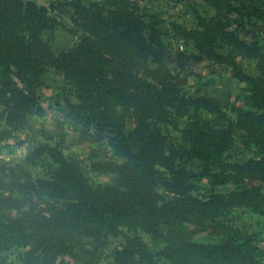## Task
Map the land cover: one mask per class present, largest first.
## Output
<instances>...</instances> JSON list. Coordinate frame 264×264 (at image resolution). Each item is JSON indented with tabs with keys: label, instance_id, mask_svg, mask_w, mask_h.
<instances>
[{
	"label": "trees",
	"instance_id": "16d2710c",
	"mask_svg": "<svg viewBox=\"0 0 264 264\" xmlns=\"http://www.w3.org/2000/svg\"><path fill=\"white\" fill-rule=\"evenodd\" d=\"M206 1L219 10L224 0ZM74 7V22L85 34L71 48L57 52L51 40L59 22L52 10L37 0H0V125L5 126L6 132L19 130L27 124L29 116L43 111L37 93L12 91L9 65H16L17 76L28 86L43 85L48 71L73 80L81 105L92 110L89 117L95 118V113L102 121L101 124L93 122L97 130L96 141L107 137L102 134L104 131L112 132L108 126L119 130L115 132L119 136H109L108 143L121 161L94 164L98 169L114 172L117 185L92 186L83 170L60 154L50 180H41L39 188L27 180L34 193L41 189L56 201H44L45 207L42 206L36 215L27 213L8 222L0 219V252L29 246L32 251L45 250L48 258L54 252L79 256L85 250L78 236L84 231L83 227L88 229L85 235L100 243L121 227L131 230L164 225L166 232L162 235L166 245L160 256L172 264H258L262 250L255 244V238L220 218L237 205L264 213L261 188L244 185L210 200H199L187 190L186 184L157 168L162 162L158 154L163 151L160 145L165 137L154 122L167 120L161 113L166 106L179 114L183 106L176 102L183 95L176 79L178 76L162 58L161 44L156 42L152 31L147 32V25L127 6L102 8L96 3L84 4L78 0ZM254 11L251 15L264 22V8H254ZM197 18L199 29L187 32L189 39L194 41L196 56L218 62L234 60L218 54L216 48L222 43L239 47L237 44L242 41L232 32H223L217 26L216 17L207 19L198 14ZM233 51L230 50V54ZM254 54L261 57V64H264V54ZM251 93V104L256 110L239 112L238 120L253 128L259 125V134L248 130V139L264 146L261 127L264 124V84H253ZM203 100L204 97L186 102L198 103L197 107L203 102V107L222 119L209 120L198 114L201 119L191 121L187 128L179 130L175 126L182 134V143L170 144L164 162L167 171L175 172L174 161L180 157H198L206 165H226L222 158L231 147L233 121L223 109L213 108ZM131 107L133 112L128 110ZM130 115L136 119L135 126L127 131L125 117ZM235 166L250 177L264 179V168L253 160ZM9 170L14 175L13 169ZM25 177L29 174L25 173ZM162 185L172 197L166 198L159 193L158 188ZM27 195L29 192L16 196L15 189L0 184V207L35 206L37 203ZM37 196L40 202L44 199ZM188 223L195 229H190ZM212 223L226 224L228 230L223 233V239L212 244L191 239L194 232L210 228ZM135 241L142 259L139 238ZM116 261L118 264H137L122 254Z\"/></svg>",
	"mask_w": 264,
	"mask_h": 264
},
{
	"label": "rangeland",
	"instance_id": "374dc122",
	"mask_svg": "<svg viewBox=\"0 0 264 264\" xmlns=\"http://www.w3.org/2000/svg\"><path fill=\"white\" fill-rule=\"evenodd\" d=\"M28 1L24 0V2ZM77 1L37 0L40 5L52 10L51 12L58 19L59 24L51 40L57 52L71 48L85 34L84 29L74 22L76 18L74 3ZM82 1L84 4L96 3L102 8L129 7L147 25V32L152 31L156 42L161 44L162 48L159 51L162 58L174 75L178 76L176 79L183 96L176 103L183 106V110L177 114L172 107H163L165 111L160 112L165 114L164 118L167 120L154 122L165 137L163 144L160 145L163 151L158 154V157H162V162L157 168L165 171L170 178L186 184L187 190L199 200L207 201L216 195L238 190L244 185L259 187L264 193V179L250 177L247 173L239 172L241 168L235 166L253 160L264 168V146L253 139L252 141L248 139V130L259 134L257 128L259 125H254L256 127L253 128L252 125L238 120L239 112L256 110L250 98L253 84H264V64H261V57L254 54V52L264 54V22L251 15L255 12L254 8H264V0H224L219 10L206 0ZM198 14L207 19L216 17L217 26L223 32H232L239 41H242V44H237L239 47L233 48L222 43L216 48L218 54L232 57L234 60L218 62L196 56L198 54L194 41L189 39L187 32L199 29ZM230 50H234L232 54ZM8 70L13 81L12 91L29 90L37 93L43 111L29 116L27 124L19 130L6 132L5 126L0 125V133L4 132L0 134V184L10 186L11 190L15 189L16 196L29 192L27 196L37 203L35 206H25L20 209L2 205L0 219L8 222L27 213L36 215L40 213L42 206L45 207L44 201H56L41 189H37V193H34L27 180L29 179L37 188L41 180H50L51 173L58 166L56 160L60 154L75 162L92 186H116L117 175L111 171L98 169L94 164L99 161H121L108 143V137H118L115 132L119 130L107 125V129L112 132L104 131L102 134L107 137L102 141H96L97 130L93 122L101 124L102 121L95 113L96 119L93 116L89 117L92 110L81 105L76 96L74 81L48 71L44 75L43 85L28 86L17 76L16 65H9ZM28 81H31V78ZM203 97L206 104L223 109L233 121L231 147L223 153L222 158L226 165H206L198 157H180L174 161L175 172L167 171L164 162L169 155L170 144L182 143V134L179 130L187 128L191 121L200 117L214 121L219 118L217 114L203 107V102L198 107V103L186 102L187 99ZM118 110L120 113L121 109ZM128 110L133 112L134 108ZM185 110L189 112L184 113ZM135 120L132 115L125 117L127 131L135 126ZM261 127L264 130V124ZM1 135L4 137L1 138ZM9 169H13L14 175L10 174ZM25 173L29 174L28 178L25 177ZM158 191L166 198L173 196L172 193L165 191L163 185ZM38 194L44 198L41 202L38 200ZM220 220L252 235L255 244L262 250L258 264H264V213L252 207L237 205ZM226 224L212 223L210 228L194 232L191 239L203 244L217 243L223 239V233L228 230ZM187 226L192 230L195 229L192 223H188ZM83 230L78 236L85 250L79 256L54 252L48 258L45 250L32 251L29 246H19L1 251L0 264H118L116 258L119 254L137 264H172L168 259L160 256L161 250L166 245L163 236L166 232L164 225L131 230L121 227L100 243H97L95 238L85 235L88 229L83 227ZM136 237L141 243L139 251L143 250L142 259L136 250L138 248V245H135Z\"/></svg>",
	"mask_w": 264,
	"mask_h": 264
}]
</instances>
